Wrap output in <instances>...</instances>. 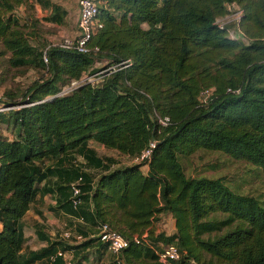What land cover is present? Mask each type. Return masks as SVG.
Returning <instances> with one entry per match:
<instances>
[{
    "label": "trees",
    "instance_id": "obj_1",
    "mask_svg": "<svg viewBox=\"0 0 264 264\" xmlns=\"http://www.w3.org/2000/svg\"><path fill=\"white\" fill-rule=\"evenodd\" d=\"M24 1L0 0V56L44 76L19 101L4 102L11 108L0 113L15 133L0 135V264L47 260L59 249L72 254V264H84L90 244L99 241L90 237L92 229L104 222L129 240L124 251L131 258L160 264L143 242L133 241L156 211L176 218V232L164 240L177 245L179 263L264 264V202L232 190L222 177L187 176L181 163L198 150L220 151L264 174V0H103L97 16L102 27L88 42L98 51L50 46L47 64L30 42L28 25L13 14ZM231 4L241 10L235 25L248 42L231 38L228 26L217 23ZM64 14L55 5L50 19L59 24ZM96 61L119 67L57 95L101 69ZM205 89L211 93L201 101ZM158 116L169 123L162 126ZM91 140L127 157L151 140L156 147L149 162L123 165L100 156ZM145 164L146 176L139 170ZM48 176L59 179L60 207L83 219L74 227L83 239H59L25 256L19 220L35 197V183ZM77 181L80 204L73 208Z\"/></svg>",
    "mask_w": 264,
    "mask_h": 264
},
{
    "label": "crops",
    "instance_id": "obj_2",
    "mask_svg": "<svg viewBox=\"0 0 264 264\" xmlns=\"http://www.w3.org/2000/svg\"><path fill=\"white\" fill-rule=\"evenodd\" d=\"M24 3H26V8L28 9V14L22 12L27 19L26 24L32 29V26L37 23L38 26L45 29L43 31L44 37L49 35L48 33L53 34L46 37L49 41L60 39L63 36L69 37V35H77V20L79 14L78 5L75 10L74 7L70 8L69 3L61 0H25ZM55 5H58L60 10L66 11V14L63 15L62 21L59 24L50 19L54 14ZM33 32L38 36L36 30ZM31 43L34 44L33 42ZM76 158L82 160L79 155H77ZM144 166H146L145 172L143 171V168H140L139 170L146 176L149 166L148 164H145ZM58 181L59 179L57 176H48L35 183V188L37 190L35 197L31 202L29 209L19 220V225L22 228L24 235L21 253L25 256L28 252L41 251L56 240L62 239V232L68 229H73L75 224L78 223L76 222L77 217L67 213L60 207V202L57 200L59 194L55 191V187L58 186L59 183ZM45 187L51 188L53 191L43 193ZM157 199L158 207L161 205L158 192ZM1 229L2 224L0 222V230ZM176 230L177 221L171 213H160L159 211H156L151 215L149 224L142 229L140 234H135L134 236H139L143 238V240L148 239L150 242H153V248L149 247L145 241L143 244L147 249L155 253V250H159L167 244L164 238L174 234ZM96 233L97 231L92 229L90 237L96 236ZM160 233L163 235L158 237ZM71 240H73V238L66 241L69 242ZM101 245L102 242L100 240L98 242L93 241L90 244L89 255L83 260L84 264H95V262L96 264H113L115 256ZM192 247H197V245L192 244ZM67 256L71 257L72 254L67 252ZM118 256L120 257L121 264H130L131 262L138 260L142 261L141 259H143L140 255L136 258H131V254L124 250L121 251ZM127 258L132 261L127 263ZM93 260L94 263H90ZM144 260H147V258ZM157 261L160 264H172V262L169 261ZM30 264H47V260L41 258Z\"/></svg>",
    "mask_w": 264,
    "mask_h": 264
},
{
    "label": "rangeland",
    "instance_id": "obj_3",
    "mask_svg": "<svg viewBox=\"0 0 264 264\" xmlns=\"http://www.w3.org/2000/svg\"><path fill=\"white\" fill-rule=\"evenodd\" d=\"M61 1L69 3L70 8L74 7L76 10L78 5L77 0ZM27 10L26 3H23L13 11V14L26 26L27 19L23 13L28 14ZM238 12V6H231L226 15L217 19V23L219 25L228 26V31L231 32L232 37L230 34L228 35L231 38L240 37L244 42H248V38L243 36L239 31L238 26L235 25ZM144 27H147L146 24ZM28 30L29 32L32 31V33H29L31 42H33V45H36L39 49L45 48L47 45L53 43H59L64 38L63 36L60 39L49 41L46 37L53 34L48 33L49 35L44 37L43 31L45 29H42L37 23L32 26V29L28 26ZM35 30L38 32V36L34 34L33 31ZM72 36L74 35H69V37ZM7 58V55L0 56V113H8L9 106H11H7L4 102L9 101V99L11 102L19 101L24 90H26L32 82L40 78L42 74L44 76L41 69H36L30 66H11L7 61ZM105 65H108V63L104 61H96L94 66L103 68ZM18 106L19 105H14L12 108ZM2 123L0 121V135L7 138H13L15 133L12 122ZM89 145L93 147L100 156H112L123 165L137 163L132 157L121 155L114 149L102 147V145L95 141H89ZM181 163L187 176L197 177L202 175L207 177H222L232 190L254 196L264 202V174L260 168L245 160L234 159L220 151L198 150L188 157H181ZM140 168H143V171L145 172L146 166L142 165ZM187 216L188 215L184 214L185 220H188ZM192 249L194 253L199 251V248L196 247H192ZM141 260L142 261H134L131 264L151 263V261L144 259ZM90 263H94V260ZM172 264H195V262L189 259L188 261H181L180 263L172 262Z\"/></svg>",
    "mask_w": 264,
    "mask_h": 264
},
{
    "label": "built area",
    "instance_id": "obj_4",
    "mask_svg": "<svg viewBox=\"0 0 264 264\" xmlns=\"http://www.w3.org/2000/svg\"><path fill=\"white\" fill-rule=\"evenodd\" d=\"M103 0H78V20H77V30L78 33L76 36L73 37H64L61 42L59 43H53L51 45H47L45 48L40 49L42 53V59L45 64L48 63V57H47V49L50 46H58L62 49L67 50H75L79 53H89V52H97L98 48L94 47L91 48L88 46V42L90 38L102 27L101 22L98 19V13H99V6L102 3ZM231 6H235V4L227 5V8L229 9ZM241 18V10L239 9L238 15L236 17V24L239 23ZM219 25V24H218ZM220 27H224V25H219ZM229 34L231 35V32L229 31ZM232 37V35H231ZM119 67V64H110L105 65V67L99 69L98 71L89 74L86 73L82 75L79 79L72 80L68 85L63 86L60 91L57 93V95H64L69 93L71 90L75 89L81 84H84L86 82L94 83L102 79V77L109 75L111 72L117 70ZM230 91V90H228ZM235 93H238V90L233 91ZM211 93V89H205L202 90L200 93V100L204 101L206 97ZM10 108V107H9ZM159 123L162 126H165L169 123L168 117H157ZM156 147V141L151 140L149 141L147 147L143 149L138 155L132 157V159L136 162H149L151 159V155L153 152V149ZM80 180V179H79ZM78 181L76 183H73L71 185L72 194L70 197L71 204L73 208H76L80 204V188L77 186ZM78 223H84L83 219L80 217H77ZM75 227V226H74ZM96 236L99 238V240L107 245V249L109 252L115 256L113 264H121L120 257L118 256L121 251L125 250L129 246V240L126 239L121 233L114 230L108 223H100L96 227ZM62 239L69 240L73 238L75 242H79L83 239V237L75 232V229H68L61 234ZM133 241L136 244H141V242H146L149 247L153 248L154 244L153 242H150V240L146 239L143 240V238L139 236H134ZM156 255L158 256V260L162 262H177L179 261L181 254L176 244L174 243H167L164 245L161 249L155 250ZM58 257H62L64 260V264H72L71 257L67 256L66 251L57 250L53 254H50L47 258V264H53L55 260Z\"/></svg>",
    "mask_w": 264,
    "mask_h": 264
}]
</instances>
